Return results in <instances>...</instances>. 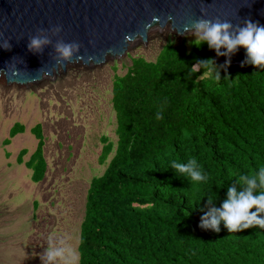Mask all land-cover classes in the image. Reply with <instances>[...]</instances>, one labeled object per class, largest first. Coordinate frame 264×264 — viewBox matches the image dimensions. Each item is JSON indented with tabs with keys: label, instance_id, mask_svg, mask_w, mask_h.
I'll return each mask as SVG.
<instances>
[{
	"label": "trees",
	"instance_id": "1",
	"mask_svg": "<svg viewBox=\"0 0 264 264\" xmlns=\"http://www.w3.org/2000/svg\"><path fill=\"white\" fill-rule=\"evenodd\" d=\"M195 39L169 40L155 60L132 57L127 72L114 76L117 141L101 137L99 161L107 167L87 192L78 264H264V229L230 233L223 221L219 232L202 229L207 197L195 201L212 190L218 207L238 175L264 166V68L219 62ZM208 58L221 79L202 67L189 79L190 68ZM25 130L14 123L4 143ZM32 131L38 145L27 160L29 149H21L17 161L40 182L48 167L42 124ZM189 158L207 181L168 168Z\"/></svg>",
	"mask_w": 264,
	"mask_h": 264
},
{
	"label": "rangeland",
	"instance_id": "2",
	"mask_svg": "<svg viewBox=\"0 0 264 264\" xmlns=\"http://www.w3.org/2000/svg\"><path fill=\"white\" fill-rule=\"evenodd\" d=\"M184 38H196L195 30L178 35L169 23L155 25L146 40H131L123 55H109L101 64L70 62L27 83L0 76V264H41L49 238L53 244L64 240L79 263L87 192L92 178L107 167L99 161L101 137L117 141L114 76L127 72L132 57L155 60L169 40L180 43ZM16 122L26 130L6 145ZM38 123L48 167L45 178L34 182L32 169L17 156L27 148V160L36 149L39 140L32 128ZM56 264L66 262L58 259Z\"/></svg>",
	"mask_w": 264,
	"mask_h": 264
},
{
	"label": "water",
	"instance_id": "3",
	"mask_svg": "<svg viewBox=\"0 0 264 264\" xmlns=\"http://www.w3.org/2000/svg\"><path fill=\"white\" fill-rule=\"evenodd\" d=\"M201 18L230 21V31L245 20L264 25V0H0V76L27 83L70 62L101 64L109 55H123L136 37L146 40L155 25L169 23L184 35ZM33 38L41 41L39 47H30ZM77 43L71 57L61 56L58 46ZM213 53L228 64H244L247 58L243 46L229 57Z\"/></svg>",
	"mask_w": 264,
	"mask_h": 264
},
{
	"label": "clouds",
	"instance_id": "4",
	"mask_svg": "<svg viewBox=\"0 0 264 264\" xmlns=\"http://www.w3.org/2000/svg\"><path fill=\"white\" fill-rule=\"evenodd\" d=\"M188 27L186 26V29ZM191 27L195 29L196 39L192 43L196 46L199 47L202 42L206 41L210 48L216 50L217 55L226 57H229L238 47L243 46L247 58L242 63H251L259 68H264V25L245 20L243 26H237L235 30L230 31L233 29L230 21H221L218 18L216 20L201 18L195 20ZM57 28L59 29V27ZM125 39L127 40L128 37L126 36ZM40 43L39 39L33 38L30 47H39ZM8 46L9 43L6 41L3 48L7 49ZM221 47L224 48L223 52ZM73 48L78 50L79 44L58 46V51L62 57L69 58L73 54ZM80 59L82 56L77 57V60ZM228 63L230 60L225 61V64ZM201 67L207 75L216 81L221 79L211 58L199 60L190 68L188 78L190 79L191 74L199 71ZM155 118L157 120L163 119V106L156 112ZM169 167L189 178L192 182H204L208 179L206 172L196 158H189L186 162L173 159L169 161ZM236 184L241 185L239 190ZM205 196L207 199L204 206L207 207V211H203L199 221V226L202 229L219 232L221 221L230 233L253 226L264 229V166H259L254 173L238 175L236 183L227 187L226 198L221 201L218 207L214 203L217 194L212 190L203 193L195 201L199 202ZM253 208L254 210L250 211ZM40 259L41 264H56L58 259L65 261L66 264H75L78 257L71 247L65 245L64 240H59L58 244H53L52 238H49V247L44 250Z\"/></svg>",
	"mask_w": 264,
	"mask_h": 264
},
{
	"label": "bare ground",
	"instance_id": "5",
	"mask_svg": "<svg viewBox=\"0 0 264 264\" xmlns=\"http://www.w3.org/2000/svg\"><path fill=\"white\" fill-rule=\"evenodd\" d=\"M137 38H138V39H140V38H141V36H138V37H136L135 39H137Z\"/></svg>",
	"mask_w": 264,
	"mask_h": 264
}]
</instances>
